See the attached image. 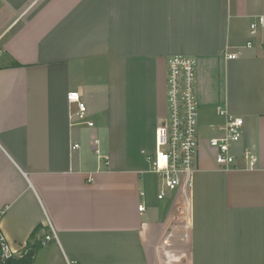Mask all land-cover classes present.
Here are the masks:
<instances>
[{
	"label": "crops",
	"instance_id": "crops-1",
	"mask_svg": "<svg viewBox=\"0 0 264 264\" xmlns=\"http://www.w3.org/2000/svg\"><path fill=\"white\" fill-rule=\"evenodd\" d=\"M261 14L264 0H0L1 225L23 264H264V28L249 33ZM179 54L197 60L202 142L192 227L167 244L175 200L158 198L149 156ZM72 91L94 127L73 124ZM218 106L245 121L228 170L207 145ZM50 223L58 238L42 244Z\"/></svg>",
	"mask_w": 264,
	"mask_h": 264
},
{
	"label": "built area",
	"instance_id": "built-area-1",
	"mask_svg": "<svg viewBox=\"0 0 264 264\" xmlns=\"http://www.w3.org/2000/svg\"><path fill=\"white\" fill-rule=\"evenodd\" d=\"M264 28V14L254 17L249 26L251 37H255L259 30ZM253 41L249 40L247 46L251 47ZM227 58L237 57V53H228ZM167 105L166 120L157 128L155 150L149 156L150 167L162 180L158 198H173L175 212L172 225L165 242L168 244L174 237L186 238L192 227V200L197 171L198 156L201 148V135L199 128L200 108L197 97V60L190 55H173L167 61ZM70 104H75L77 110L71 114V119L77 123L94 127L95 123L88 119L89 109L86 102L77 91L68 94ZM218 113L225 117V124L219 127L211 126L216 134L208 137L207 145L213 150L214 160L222 170L235 166L237 149L243 138L245 121L243 117L233 115L221 106ZM93 146L96 154L104 165L109 164V158L104 156L100 149V140L95 137ZM80 147L73 144V149ZM241 159L245 168L253 169L257 164V156L251 149L241 152ZM139 210H146L145 203L139 205ZM5 209L0 208V264H15L27 255L25 249H14L5 236L1 220ZM48 233L42 244L57 240V232L50 223ZM68 264H79L70 261Z\"/></svg>",
	"mask_w": 264,
	"mask_h": 264
},
{
	"label": "trees",
	"instance_id": "trees-1",
	"mask_svg": "<svg viewBox=\"0 0 264 264\" xmlns=\"http://www.w3.org/2000/svg\"><path fill=\"white\" fill-rule=\"evenodd\" d=\"M27 257H24L23 259L19 260V261H16L15 264H23L27 261Z\"/></svg>",
	"mask_w": 264,
	"mask_h": 264
},
{
	"label": "rangeland",
	"instance_id": "rangeland-1",
	"mask_svg": "<svg viewBox=\"0 0 264 264\" xmlns=\"http://www.w3.org/2000/svg\"><path fill=\"white\" fill-rule=\"evenodd\" d=\"M151 150H152V154H153V153H154V147H153ZM152 154H151V155H152Z\"/></svg>",
	"mask_w": 264,
	"mask_h": 264
}]
</instances>
